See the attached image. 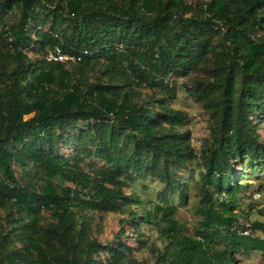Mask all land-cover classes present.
I'll use <instances>...</instances> for the list:
<instances>
[{"label": "trees", "instance_id": "trees-1", "mask_svg": "<svg viewBox=\"0 0 264 264\" xmlns=\"http://www.w3.org/2000/svg\"><path fill=\"white\" fill-rule=\"evenodd\" d=\"M58 51L77 61H51ZM173 77H193L187 92L208 117L199 152L172 108ZM258 121L264 0H0V264H140L129 245L93 238L95 213L153 228L162 247L139 242L155 264L264 254V222L236 214L244 180L264 173ZM140 179L163 187L150 207L125 194ZM192 189L188 235L176 216Z\"/></svg>", "mask_w": 264, "mask_h": 264}, {"label": "rangeland", "instance_id": "rangeland-1", "mask_svg": "<svg viewBox=\"0 0 264 264\" xmlns=\"http://www.w3.org/2000/svg\"><path fill=\"white\" fill-rule=\"evenodd\" d=\"M187 3H195L198 0H185ZM107 62L101 61V64L90 71V78L92 80L97 77V73L100 69H105ZM202 73L196 76H201ZM190 79H177L172 78L171 83L175 85L177 89V98L172 102V108L187 113L188 120L186 126L180 129L181 132H189L191 134L192 145L196 151H201L203 148L204 140L209 137L208 129V117L202 111L201 107L195 102L194 98L187 92L188 89L192 88ZM142 93V102H148L149 95H153L148 89L138 90ZM161 98V95L156 96ZM258 132L261 136V140L264 142V123L258 121ZM66 154L70 153L68 149L64 150ZM95 163L102 165L96 160ZM86 170L90 169V165L87 164ZM17 176L24 182V175L19 166L15 167ZM257 173V172H256ZM256 176L244 180V185H248L243 192L238 195V199L242 202L237 210V218L243 221L245 224L250 225L256 221L264 222V217L259 214V210H264V173L256 174ZM249 175H253L252 171L248 172ZM162 185L151 179H140L131 183L125 188V194L131 196L132 194L138 195L145 207H150L151 202H157L158 194L162 191ZM262 188V189H261ZM219 202H226V196L217 197ZM200 201V196L197 190L192 189L189 193V204L187 206L179 203V212L176 216L179 227L183 233L193 235L198 227L200 217L196 213L197 205ZM220 204V203H219ZM136 210L142 209L133 208ZM0 216H4V211H0ZM93 220V238H96L104 246L111 244L125 243L132 247L133 255L136 261L140 264H155V258L148 249H140V242H146L147 246L153 244L158 247H162L161 241L158 239V235L153 228L148 225L141 227L142 234H138L132 227L131 216L126 213H95ZM258 237L264 238V234L261 232L257 233ZM238 264H264V254L252 253L250 255L239 254L236 255Z\"/></svg>", "mask_w": 264, "mask_h": 264}, {"label": "built area", "instance_id": "built-area-1", "mask_svg": "<svg viewBox=\"0 0 264 264\" xmlns=\"http://www.w3.org/2000/svg\"><path fill=\"white\" fill-rule=\"evenodd\" d=\"M49 59L51 61H55V62H66V61L76 62L77 61L76 57L65 56L60 51H58L54 55L53 54L50 55ZM241 223L243 224V221H241ZM246 226L249 227V225H246ZM232 231H234V227H232ZM240 234H242L243 236H250V235H252V232H251V230L247 229V230L241 232Z\"/></svg>", "mask_w": 264, "mask_h": 264}, {"label": "clouds", "instance_id": "clouds-1", "mask_svg": "<svg viewBox=\"0 0 264 264\" xmlns=\"http://www.w3.org/2000/svg\"><path fill=\"white\" fill-rule=\"evenodd\" d=\"M243 224H245L244 222H243ZM245 225H247V224H245ZM251 236V235H250Z\"/></svg>", "mask_w": 264, "mask_h": 264}]
</instances>
